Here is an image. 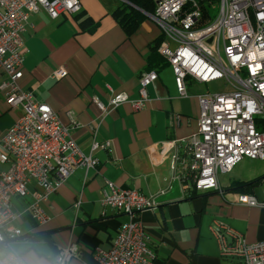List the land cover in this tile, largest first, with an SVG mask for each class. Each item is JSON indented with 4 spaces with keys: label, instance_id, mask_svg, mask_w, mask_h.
I'll return each instance as SVG.
<instances>
[{
    "label": "crops",
    "instance_id": "obj_1",
    "mask_svg": "<svg viewBox=\"0 0 264 264\" xmlns=\"http://www.w3.org/2000/svg\"><path fill=\"white\" fill-rule=\"evenodd\" d=\"M79 1L81 11L76 16L50 20L42 11L30 16L22 36L18 84L48 105L63 124L69 122L67 113L71 114L77 122L71 137L83 154H91L93 140L109 142L110 148L91 154L98 162L96 171H74L41 203L48 217L43 226L27 213L30 195L40 189L34 183L27 185L29 195L12 201L18 216L13 226L23 238L14 241L11 250L26 264H53L60 249L75 244L76 257L67 264H98L94 249H108L126 221L124 215L100 205L103 189L111 182L145 196L165 190L157 209L139 216L154 255L151 264H231L219 257L211 225L223 224L248 243L264 240V208L240 204L238 197L244 194L236 186L259 178L258 185L264 184V166L246 175L230 176L234 169L219 175L221 193L194 192L189 187L182 176L185 146L197 131L196 96L208 88L186 80L188 96L180 98L168 65L155 69L157 80L148 87V100L141 111L133 112L124 103L101 115L93 98L104 104L113 93H123L129 100L138 98L139 77L147 71L150 47L161 32L146 14L127 36L112 15L125 3L122 0ZM82 22H86L84 27ZM61 68L67 75L56 80L54 74ZM21 114V109H9L0 94V140ZM5 169L0 164V172ZM254 189L249 194L255 197Z\"/></svg>",
    "mask_w": 264,
    "mask_h": 264
},
{
    "label": "built area",
    "instance_id": "obj_2",
    "mask_svg": "<svg viewBox=\"0 0 264 264\" xmlns=\"http://www.w3.org/2000/svg\"><path fill=\"white\" fill-rule=\"evenodd\" d=\"M152 21L163 38L157 53L172 71L176 92L188 96L186 80L200 85L221 84L196 96L199 117L197 131L186 146L182 162L183 178L189 187L201 192H219V175L229 174L244 158L264 161V0H153ZM218 5L217 17L202 21L207 10ZM44 12L50 20L61 15L76 16L79 0H0V94L9 109H21V116L0 140V264H26L10 245L23 238L13 226L17 215L12 201L29 195L27 185L34 183L40 193L30 195L27 207L38 225L47 223L41 208L74 171H96L97 160L91 155L108 151L109 142L93 140L89 155L83 154L71 137L77 122L67 113L63 124L46 104L33 93L21 90L22 36L32 15ZM66 70L54 74L65 78ZM157 80L155 71L139 77L138 98L129 100L123 93H113L106 104L93 98L92 103L105 115L124 103L139 112L148 100L147 89ZM176 159L175 157H173ZM165 190L145 196L136 190L121 189L107 182L100 205L126 217L108 249L95 248L98 264H151L154 255L148 247L139 216L155 211ZM240 204L264 208V200L253 195L238 197ZM79 202L75 204L78 209ZM211 232L219 257L231 264H264V240L248 243L233 229L214 222ZM78 248L69 244L60 249L53 264H67Z\"/></svg>",
    "mask_w": 264,
    "mask_h": 264
},
{
    "label": "trees",
    "instance_id": "obj_3",
    "mask_svg": "<svg viewBox=\"0 0 264 264\" xmlns=\"http://www.w3.org/2000/svg\"><path fill=\"white\" fill-rule=\"evenodd\" d=\"M126 3L113 12V18L116 23L121 27L127 36L133 34L142 21L145 20L146 14L153 15L155 4L152 0H123ZM210 10L205 6L202 9V21L206 22L210 18ZM86 22H82L81 26L84 27ZM162 36L150 47V55L147 59V71H155L156 68L167 65L157 53V49L162 42ZM156 72V71H155ZM261 179H257L247 183H237V190L242 194H249L254 187L259 184ZM194 190V189H193ZM195 192V190H194Z\"/></svg>",
    "mask_w": 264,
    "mask_h": 264
},
{
    "label": "rangeland",
    "instance_id": "obj_4",
    "mask_svg": "<svg viewBox=\"0 0 264 264\" xmlns=\"http://www.w3.org/2000/svg\"><path fill=\"white\" fill-rule=\"evenodd\" d=\"M210 14V20H213L214 18L217 17L218 14V5H216V7L214 9H211L209 11ZM208 90H216V89H220L221 88V84L219 83H212L207 85ZM264 166V161H256V160H250V159H246L244 158L240 163H238L233 169V172L230 176L236 175V174H243L246 175V173H249L250 170L254 169L255 167H261ZM262 188H264V184H260L258 186L255 187L254 189V195L255 198L260 202L264 199V196L262 195Z\"/></svg>",
    "mask_w": 264,
    "mask_h": 264
},
{
    "label": "water",
    "instance_id": "obj_5",
    "mask_svg": "<svg viewBox=\"0 0 264 264\" xmlns=\"http://www.w3.org/2000/svg\"><path fill=\"white\" fill-rule=\"evenodd\" d=\"M123 1V0H122ZM125 2V1H124ZM126 3V2H125ZM127 4V3H126Z\"/></svg>",
    "mask_w": 264,
    "mask_h": 264
}]
</instances>
